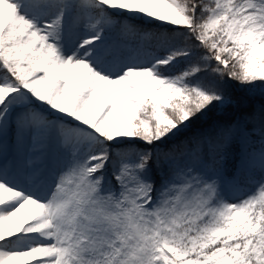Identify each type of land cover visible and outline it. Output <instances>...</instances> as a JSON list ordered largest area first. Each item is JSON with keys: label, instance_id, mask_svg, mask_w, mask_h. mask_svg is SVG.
I'll return each instance as SVG.
<instances>
[{"label": "snow or ice", "instance_id": "obj_1", "mask_svg": "<svg viewBox=\"0 0 264 264\" xmlns=\"http://www.w3.org/2000/svg\"><path fill=\"white\" fill-rule=\"evenodd\" d=\"M258 89L264 0H0V264H264Z\"/></svg>", "mask_w": 264, "mask_h": 264}, {"label": "rangeland", "instance_id": "obj_2", "mask_svg": "<svg viewBox=\"0 0 264 264\" xmlns=\"http://www.w3.org/2000/svg\"><path fill=\"white\" fill-rule=\"evenodd\" d=\"M253 93L260 94V93H262V91L258 89V90H256V91L253 92ZM250 97H251L252 100L254 99V97H252V94H249L247 100H249ZM254 100H255V99H254ZM248 102H250V100H249ZM254 102L256 103L257 101L255 100ZM233 115H234V114H231V115L226 116V117H231V116H233ZM9 147H10V144H9Z\"/></svg>", "mask_w": 264, "mask_h": 264}]
</instances>
